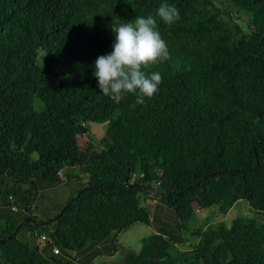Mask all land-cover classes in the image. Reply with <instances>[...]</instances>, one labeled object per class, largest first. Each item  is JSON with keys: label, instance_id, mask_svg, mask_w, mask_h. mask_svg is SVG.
<instances>
[{"label": "trees", "instance_id": "16d2710c", "mask_svg": "<svg viewBox=\"0 0 264 264\" xmlns=\"http://www.w3.org/2000/svg\"><path fill=\"white\" fill-rule=\"evenodd\" d=\"M163 2L181 18H157L170 55L144 69L161 73L157 93L103 95L94 65L112 27ZM90 124L106 125L102 138ZM80 175L38 223L46 236L19 239L37 223V186ZM0 199V264H90L138 223L155 230L116 264H264V0H0ZM240 202L250 216L229 225L194 209L225 216Z\"/></svg>", "mask_w": 264, "mask_h": 264}, {"label": "clouds", "instance_id": "9594fccd", "mask_svg": "<svg viewBox=\"0 0 264 264\" xmlns=\"http://www.w3.org/2000/svg\"><path fill=\"white\" fill-rule=\"evenodd\" d=\"M157 18L172 25L181 16L175 5L163 2L155 15L136 16L130 22L112 27L115 36L113 50L99 56L94 65V76L103 95L135 94V103L142 105L145 97L150 99L157 93L163 80L161 73L144 71L170 58L167 43L157 27Z\"/></svg>", "mask_w": 264, "mask_h": 264}, {"label": "rangeland", "instance_id": "374dc122", "mask_svg": "<svg viewBox=\"0 0 264 264\" xmlns=\"http://www.w3.org/2000/svg\"><path fill=\"white\" fill-rule=\"evenodd\" d=\"M217 4H219L218 1H215ZM106 130L105 124H99V125H89V134L95 138L100 139L103 137ZM78 141V147L79 149H84L88 143H91L90 139L87 137L86 133L81 134L77 137ZM87 177L85 175H80V181L71 180L70 182H64L59 183L55 185H44V186H37V193L35 196V209L33 217L34 220L37 223L32 222L30 229H25L22 232H20V235L18 236L19 239H22L24 241L30 242V244L36 243L38 237L43 234L46 236V226H41L38 223L40 221H46L47 218L54 215L59 210V205L62 201L66 200V198L75 191L78 187L81 185H84L86 183ZM150 200H156V197L151 198ZM153 202V201H152ZM159 202V201H158ZM2 206L1 199H0V207ZM150 206V209L152 208V205ZM196 217H198L199 223L203 225V223L206 221L207 223L216 224L218 222L224 221L227 225L230 224V222L238 217H248L250 216L249 207L246 203L240 202L237 205H235L229 212L225 215H219L217 213L216 209H208L206 212H199L197 211V207L194 205ZM165 214H163L164 216ZM166 216V215H165ZM22 216L16 217L17 222L21 221ZM26 221V219L24 220ZM7 227L5 224H1L0 228L2 230H5ZM9 230V227H8ZM155 228L151 224L143 225V224H134L131 226L128 230L120 233L117 243L119 245V251L114 254L113 256H104L103 254L98 255L97 257H94L90 264H116L121 261V259L124 256V253L126 250H132L136 253H138L141 249V240L150 234L154 232ZM185 241H189L190 244L195 243L196 240L193 238H189L188 236H185ZM185 243L184 246H181V249H188L189 245ZM58 257L63 258L64 264H83L82 262L78 261L79 258L75 257L74 254L70 255H63L60 254ZM67 262V263H66Z\"/></svg>", "mask_w": 264, "mask_h": 264}, {"label": "built area", "instance_id": "2783aa9c", "mask_svg": "<svg viewBox=\"0 0 264 264\" xmlns=\"http://www.w3.org/2000/svg\"><path fill=\"white\" fill-rule=\"evenodd\" d=\"M59 174V176H60V178L62 177V173L61 172H59L58 173ZM17 209L15 208V207H12V211H16ZM47 241V237H45V236H41L40 238H39V240H38V245H39V247L40 248H42V247H44V245H45V242ZM53 253L55 254V255H57V254H59V251L57 250V249H53Z\"/></svg>", "mask_w": 264, "mask_h": 264}, {"label": "water", "instance_id": "95a60500", "mask_svg": "<svg viewBox=\"0 0 264 264\" xmlns=\"http://www.w3.org/2000/svg\"><path fill=\"white\" fill-rule=\"evenodd\" d=\"M81 131L83 132V133H85L86 131H87V129L86 128H81ZM66 207H64V209H65ZM1 244H3V241H1Z\"/></svg>", "mask_w": 264, "mask_h": 264}, {"label": "crops", "instance_id": "0c3cea01", "mask_svg": "<svg viewBox=\"0 0 264 264\" xmlns=\"http://www.w3.org/2000/svg\"><path fill=\"white\" fill-rule=\"evenodd\" d=\"M93 125H99V124H93Z\"/></svg>", "mask_w": 264, "mask_h": 264}]
</instances>
